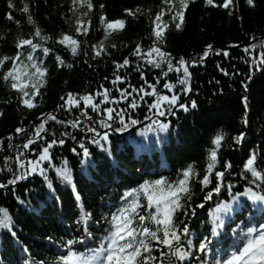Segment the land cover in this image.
<instances>
[{
	"label": "trees",
	"instance_id": "1",
	"mask_svg": "<svg viewBox=\"0 0 264 264\" xmlns=\"http://www.w3.org/2000/svg\"><path fill=\"white\" fill-rule=\"evenodd\" d=\"M117 19L122 28L111 23ZM180 57L185 66L195 62L187 95L178 83ZM0 61V264H56L66 237L83 238L81 212L87 243L96 244L111 202L144 178L163 177L178 189L186 183L170 223L156 227L137 264H167L177 249L185 255L176 264H204L197 250L211 217L222 216L228 238L231 224L244 214L253 222L264 208V0H0ZM173 94L187 110L150 107ZM121 115L128 132L101 139V121L118 128ZM131 120L147 121L131 129ZM53 141L38 165L44 171L32 173L29 162ZM24 160L28 173L19 182ZM65 169L71 179L61 175ZM166 230L181 241L162 244Z\"/></svg>",
	"mask_w": 264,
	"mask_h": 264
},
{
	"label": "snow or ice",
	"instance_id": "2",
	"mask_svg": "<svg viewBox=\"0 0 264 264\" xmlns=\"http://www.w3.org/2000/svg\"><path fill=\"white\" fill-rule=\"evenodd\" d=\"M9 16H10V14H9ZM111 23H118L121 25V28L125 25V21H123L121 19H117L116 21L111 22ZM77 32H80V30L78 29ZM64 37L67 38V42H65V40L62 39L61 43H67L69 45L71 43L72 37L70 35H64ZM157 38L159 39V36H157ZM30 43H31V41L26 40L24 43H20V45H26V44H30ZM35 47L36 46L33 45V48H35ZM48 51H49V49H47V48L44 49L45 53H47ZM72 52H73V54H75L77 52V47L72 48ZM207 54H208L207 51H205V55H207ZM224 54H227V53L225 52ZM18 55H19V53H18ZM0 63H2V61H0ZM123 63L125 65H127V60ZM33 66L35 67L36 73L38 75H40V76L44 75L46 70L42 66H36L35 64ZM117 67H119V65H117ZM259 67L264 68V62H262L259 65ZM169 68L170 69L172 68L171 64L169 65ZM179 68H183V76H181L179 78L178 83L185 85V87L182 89V91L185 95H187L189 92V89L187 87V78L189 76V69L187 66H185L184 57H180V59H179ZM179 68H177L176 70L179 71ZM11 75H12V70H9V72L5 74V78H7L8 76H11ZM14 79H18V77H14ZM117 79H120V77H117ZM11 87L14 89L19 88V89H21V91H23V88L21 87V85L19 83H12ZM164 87L166 89H170L173 86L169 83H166L164 85ZM35 94H36L35 92L31 93V95H35ZM24 95H25V97H27L29 94L27 92H25ZM85 101H86V103H91V98L87 97V98H85ZM164 102H167V104L169 105V107L166 109L167 112H172L171 106H176L179 109L187 110L186 104L179 103V94H173L170 96L164 95V96L160 97L159 100L155 101L154 104L151 105L150 107H155L157 109H160L161 104ZM21 103H23L24 105H27L28 107H32V101L28 98L22 99ZM68 103H70V104L76 103V101L71 98V95L69 96ZM191 106L192 107L196 106L195 100H192ZM159 115H161V116L165 115V111H160ZM101 123L104 124V127L106 129H108V131H105L102 134L101 139H103V140L108 139L111 131L123 132L125 127L128 126L125 123L124 116H122V115L120 116L121 127L113 129V128H111V126L109 124L105 123L104 121H101ZM131 123L136 124L137 121L131 120ZM160 127L163 129V128H167L168 125L167 124H161ZM92 131H95V130L93 129ZM243 135L244 134L241 133L239 137H236V140L239 142L240 137H242ZM220 139H221L220 136L216 137L217 142H219ZM91 142L93 144H97V143H100V139L93 137ZM55 143H56V141H53L52 145H49V147L44 149V151L47 153L46 155L39 156L36 161H30L29 162L30 171L32 173H36L37 171H40V172L44 171V169L38 168V165H40L43 161H47L49 159V148L51 146H53ZM59 143L63 144L64 141L61 140V141H59ZM80 147L83 149L84 155L87 156L88 151H89L88 148L84 147L83 143L80 144ZM72 151L75 153V151H76L75 148L72 149ZM211 156H212L213 161H215L216 156H217V153L215 150L212 151ZM252 164H253V158L250 157L247 160V162L245 163L244 167L248 168ZM208 168H209V170H211L212 165L209 164ZM255 174L256 173L254 172V175ZM61 175H64L67 178L71 179V177L68 176L67 169H65L61 173ZM185 175H187V174H185ZM221 175L222 174L219 172L216 173V176L218 179L220 178ZM15 179L20 180V179H22V177L16 176ZM207 180H208V177L205 176L204 177V183H207ZM147 183L148 182L145 181V183L142 184L141 187H145V185ZM154 183L156 185H160V184L164 183V178L161 177L160 179L155 180ZM185 183H186V181L184 179L180 180V188L179 189H173L169 192V196L171 197V204L165 203L164 207L162 209V212H163L162 223L164 225L169 224L173 211L175 210V208L179 207V205L177 203V201L179 199V197L177 196V192L185 190V188H184ZM219 187H220L219 184H217V187L212 189V192L218 191ZM145 190L147 191L146 188H145ZM208 199H209V197L206 196L205 201H207ZM148 201L151 204V203H153L154 198L151 195H149ZM199 207H204V204L199 205ZM156 208H157V210H161V204L158 200L156 201ZM193 214H195L194 209H193ZM140 220L143 221L144 217H140ZM113 222L115 223L116 227H115V232L111 236V242L108 244L107 249L97 250L98 256L100 254L104 255V260H103L102 264H137L136 258L140 255L142 250L143 251H149L148 245L144 243V239H141L139 241L140 246L133 247V245L136 244V241L133 239L136 230L133 227H131L132 220L128 216L127 211L121 210L120 215H113ZM3 223H4V221L0 220V224H3ZM260 228L264 229V224H261ZM188 229H189V226L187 224L184 225L183 231L188 232ZM211 231L213 234H215L216 228H212ZM249 232H251V229H249ZM143 233H148L152 237H155V235H156V233H154V232L149 233L148 228H144ZM13 235H14V233H13ZM170 236H171V240H170ZM179 239H180V235L178 233H176V232L169 233L166 230L164 233V238L162 240V244L169 245V244H171L172 240H179ZM189 243H191V242H189ZM210 244H211V241L209 240L208 236H205L199 244L200 251L204 252L205 250H207L209 248ZM72 245H73V240L69 239V240H67V242L65 244V248L70 249ZM177 252H178L180 258L183 259L185 253L180 251L179 249H177ZM74 257H75V253L69 250L67 255H61L59 257V260L64 261L65 264H75ZM148 258H149L148 256L144 257L145 260H147ZM26 264H27V262H26ZM216 264H220V261L218 260L216 262ZM223 264H264V231H261L260 235L258 236V238L256 240L249 238L247 243H245L243 245V247L238 252L232 251L231 255L227 259L223 260Z\"/></svg>",
	"mask_w": 264,
	"mask_h": 264
},
{
	"label": "water",
	"instance_id": "3",
	"mask_svg": "<svg viewBox=\"0 0 264 264\" xmlns=\"http://www.w3.org/2000/svg\"><path fill=\"white\" fill-rule=\"evenodd\" d=\"M224 46H222L221 48H223ZM189 70H191V68H190V65H189ZM191 88L193 87V83L191 82V86H190Z\"/></svg>",
	"mask_w": 264,
	"mask_h": 264
}]
</instances>
